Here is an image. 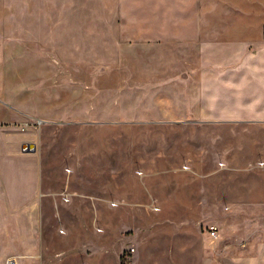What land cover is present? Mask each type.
Returning a JSON list of instances; mask_svg holds the SVG:
<instances>
[{
  "label": "rangeland",
  "instance_id": "rangeland-1",
  "mask_svg": "<svg viewBox=\"0 0 264 264\" xmlns=\"http://www.w3.org/2000/svg\"><path fill=\"white\" fill-rule=\"evenodd\" d=\"M263 29L264 0H0L3 264L16 261L4 258L18 249L12 239L23 250L29 221L53 236V255L86 251L85 264L256 257L264 121L154 112L135 80L118 76H130L139 42L248 44ZM184 58L173 71L191 69ZM10 138L36 153L13 156ZM69 234L68 246L55 241Z\"/></svg>",
  "mask_w": 264,
  "mask_h": 264
},
{
  "label": "crops",
  "instance_id": "crops-1",
  "mask_svg": "<svg viewBox=\"0 0 264 264\" xmlns=\"http://www.w3.org/2000/svg\"><path fill=\"white\" fill-rule=\"evenodd\" d=\"M170 44L139 42L134 63L128 62L130 76H118L121 86L123 81L134 79L137 94L150 96L153 111L158 113L193 115L211 123L224 119L264 121V29L261 35L250 37L248 44L235 40L192 41L184 47ZM181 57L189 60L187 66L191 69L175 72L173 64ZM10 139L11 154L17 158L30 159L28 154L37 151V147L35 151H23L16 138ZM28 228L29 233L23 236V250L19 251L21 238L12 239L18 249L6 254L5 260L16 258L13 264H33L37 259L39 264H85L82 260L91 256L86 251L71 252V248L60 256L56 255L60 252L53 255L50 248L53 236L44 235L42 226L39 235L35 234L31 221ZM73 236H55V241L68 246ZM263 256L264 243H261L256 257L246 256L237 263L259 264Z\"/></svg>",
  "mask_w": 264,
  "mask_h": 264
},
{
  "label": "built area",
  "instance_id": "built-area-1",
  "mask_svg": "<svg viewBox=\"0 0 264 264\" xmlns=\"http://www.w3.org/2000/svg\"><path fill=\"white\" fill-rule=\"evenodd\" d=\"M112 204L115 205L116 203L112 202ZM208 230H209V233H210L211 237H217L218 236V227L217 226L211 225V226H209ZM130 251L131 252L135 251V249L132 248Z\"/></svg>",
  "mask_w": 264,
  "mask_h": 264
},
{
  "label": "water",
  "instance_id": "water-1",
  "mask_svg": "<svg viewBox=\"0 0 264 264\" xmlns=\"http://www.w3.org/2000/svg\"><path fill=\"white\" fill-rule=\"evenodd\" d=\"M22 150L23 151H35L36 150V145L33 142H25L22 145Z\"/></svg>",
  "mask_w": 264,
  "mask_h": 264
}]
</instances>
